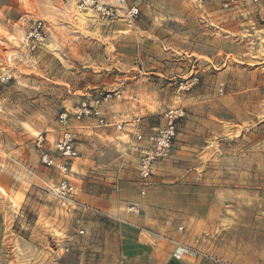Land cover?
I'll use <instances>...</instances> for the list:
<instances>
[{
	"label": "rangeland",
	"instance_id": "374dc122",
	"mask_svg": "<svg viewBox=\"0 0 264 264\" xmlns=\"http://www.w3.org/2000/svg\"><path fill=\"white\" fill-rule=\"evenodd\" d=\"M101 1L113 18L79 0H0V75L11 76L0 85V264H122L121 221L110 210L118 181L126 197L149 196L160 209H184L193 194L220 199L218 251L250 264L251 247H264V0ZM36 21L44 39L32 49ZM96 88L121 93L100 106L108 125L98 116L60 123ZM174 108L186 115L144 185L146 144L134 133L154 132ZM65 127L78 150L65 160L72 201L56 192Z\"/></svg>",
	"mask_w": 264,
	"mask_h": 264
},
{
	"label": "crops",
	"instance_id": "0c3cea01",
	"mask_svg": "<svg viewBox=\"0 0 264 264\" xmlns=\"http://www.w3.org/2000/svg\"><path fill=\"white\" fill-rule=\"evenodd\" d=\"M120 174H123V170ZM124 184L123 181L114 184L120 193L117 204L110 205L113 216L121 221L117 237L122 264H210L211 261L203 259L200 252L214 255L225 264L240 263L237 252L230 255V252L224 254L218 251L221 244L218 233L224 229L222 224L225 221L221 215L225 203L220 199L193 194L186 198L184 209L176 207L166 210L160 209L162 205L153 202L149 196L126 197ZM133 184L136 188L142 185L141 182ZM123 203L137 204L142 211L134 213L126 207V211L117 212V207ZM168 203V206L174 204ZM239 246L236 245V248ZM222 255H225L224 259ZM251 255H254V259L250 264H264V247L259 249L258 245L252 246Z\"/></svg>",
	"mask_w": 264,
	"mask_h": 264
},
{
	"label": "built area",
	"instance_id": "2783aa9c",
	"mask_svg": "<svg viewBox=\"0 0 264 264\" xmlns=\"http://www.w3.org/2000/svg\"><path fill=\"white\" fill-rule=\"evenodd\" d=\"M78 7L81 10H94L102 17L113 18L115 11L110 2H104L101 0H79ZM140 14V8L137 4H131L127 9V18L134 20ZM26 39L30 41V47L35 49L37 45L44 39V27L41 21H36L27 32ZM11 76L8 74L0 75V85L9 82ZM121 93L115 91H103L96 88L93 92L92 98L83 99L72 110L66 109L59 116V121L63 125H66L68 118L71 116L77 121H83L87 118L98 116V122L100 125H108L107 119L104 116L99 115L100 106L102 103L110 102L112 99L120 98ZM186 115L184 108L170 109L165 113L164 124L154 130V132L146 135L144 132H135L136 141L139 143H145L146 145L141 149V156L139 160V177L144 185L149 184V180L153 174L154 164L163 158H165L173 144V141L177 134L178 120ZM140 119L137 120L139 122ZM118 129L123 128V124H116ZM44 137L40 136L38 143L42 144ZM138 148V146H137ZM55 149L59 153L61 160L58 162V168L63 173V178L60 180L56 187L57 194L68 201L73 200L74 190L69 180L66 178V174L69 171L68 163L66 159L74 158L78 155L76 147L75 136L69 127H65L59 138L55 142ZM43 161L47 165L54 164V161L48 157V154H43ZM142 193L144 191L142 190ZM76 202V200H74ZM80 206L84 210H90L100 212L98 209H94L92 206L83 205ZM128 210L134 213H140L141 208L137 204H130ZM80 233H83L80 230ZM200 255L207 260H210L216 264H225L219 258L200 252Z\"/></svg>",
	"mask_w": 264,
	"mask_h": 264
}]
</instances>
